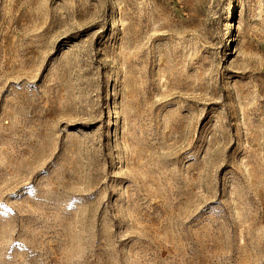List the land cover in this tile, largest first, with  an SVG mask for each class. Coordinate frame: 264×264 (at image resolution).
<instances>
[{
    "label": "rangeland",
    "instance_id": "rangeland-1",
    "mask_svg": "<svg viewBox=\"0 0 264 264\" xmlns=\"http://www.w3.org/2000/svg\"><path fill=\"white\" fill-rule=\"evenodd\" d=\"M0 264H264V0H0Z\"/></svg>",
    "mask_w": 264,
    "mask_h": 264
},
{
    "label": "bare ground",
    "instance_id": "bare-ground-1",
    "mask_svg": "<svg viewBox=\"0 0 264 264\" xmlns=\"http://www.w3.org/2000/svg\"><path fill=\"white\" fill-rule=\"evenodd\" d=\"M233 6H234V3H233ZM226 17H229V14H228V15H226Z\"/></svg>",
    "mask_w": 264,
    "mask_h": 264
}]
</instances>
